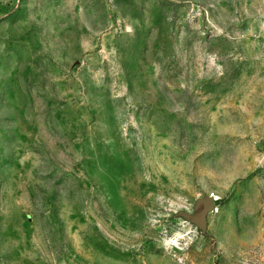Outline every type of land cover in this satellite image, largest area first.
<instances>
[{"label":"rangeland","instance_id":"1","mask_svg":"<svg viewBox=\"0 0 264 264\" xmlns=\"http://www.w3.org/2000/svg\"><path fill=\"white\" fill-rule=\"evenodd\" d=\"M0 264H264V0H0Z\"/></svg>","mask_w":264,"mask_h":264}]
</instances>
